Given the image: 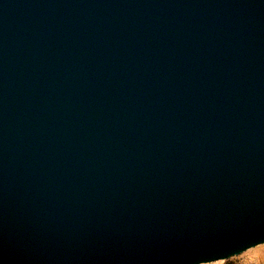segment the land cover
<instances>
[{
  "label": "water",
  "instance_id": "water-1",
  "mask_svg": "<svg viewBox=\"0 0 264 264\" xmlns=\"http://www.w3.org/2000/svg\"><path fill=\"white\" fill-rule=\"evenodd\" d=\"M260 243L264 0H0V264Z\"/></svg>",
  "mask_w": 264,
  "mask_h": 264
},
{
  "label": "rangeland",
  "instance_id": "rangeland-1",
  "mask_svg": "<svg viewBox=\"0 0 264 264\" xmlns=\"http://www.w3.org/2000/svg\"><path fill=\"white\" fill-rule=\"evenodd\" d=\"M264 243L251 246L246 250L232 255L228 258L213 260L209 262H202L199 264H264ZM260 245H262L260 247ZM261 249H255L257 248Z\"/></svg>",
  "mask_w": 264,
  "mask_h": 264
},
{
  "label": "bare ground",
  "instance_id": "bare-ground-1",
  "mask_svg": "<svg viewBox=\"0 0 264 264\" xmlns=\"http://www.w3.org/2000/svg\"><path fill=\"white\" fill-rule=\"evenodd\" d=\"M264 245V244H263ZM262 245H260V247H261ZM259 246H257V248H255V249H261V248H258Z\"/></svg>",
  "mask_w": 264,
  "mask_h": 264
}]
</instances>
